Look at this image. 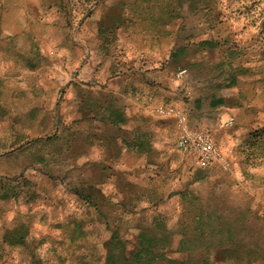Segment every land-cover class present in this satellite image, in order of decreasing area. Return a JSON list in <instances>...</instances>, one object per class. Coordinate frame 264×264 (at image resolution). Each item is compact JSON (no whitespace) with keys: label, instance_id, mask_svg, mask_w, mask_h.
<instances>
[{"label":"rangeland","instance_id":"rangeland-1","mask_svg":"<svg viewBox=\"0 0 264 264\" xmlns=\"http://www.w3.org/2000/svg\"><path fill=\"white\" fill-rule=\"evenodd\" d=\"M141 52L166 57L170 109L213 130L228 170L181 152L148 184L103 149L126 136L130 78L158 82L124 73ZM0 54L19 67L0 74V264H105L114 232L132 252L156 226L209 264H264V0H0Z\"/></svg>","mask_w":264,"mask_h":264},{"label":"crops","instance_id":"crops-1","mask_svg":"<svg viewBox=\"0 0 264 264\" xmlns=\"http://www.w3.org/2000/svg\"><path fill=\"white\" fill-rule=\"evenodd\" d=\"M18 5V7H22L21 4ZM19 9L23 10L24 8ZM21 10H18V12H21ZM28 13L27 10L24 11L22 15L24 20L30 19ZM149 53L150 52H141L137 57L132 58L131 61L134 65L125 69L124 73L138 76L154 73L157 77L159 76L156 87H150L146 79L136 83L130 78V83L126 86V90H129L132 96V98L129 99L130 103L128 104V110L125 111L120 121L122 124L119 123L118 125L114 120L116 127L124 126L126 136L113 137V141L111 143H106L103 148L104 150L116 152L118 156H124V162L126 163V168L124 170L130 179L137 176L141 181L146 182L148 180V184L151 182L155 183L156 180L152 181L149 178L147 179V173H160L161 176L156 178L157 180H162V178L167 179L170 176L174 178L171 172H179L182 167L190 166L186 161L184 162L185 158L182 157L183 155L178 147V118L175 115V110L170 109L174 108L176 103L170 101L169 95L173 93L168 91L169 87L172 86L164 82V79L161 78V76H165V70L162 71L159 62H162L166 57H164L163 54L154 52ZM67 55L70 56L69 52H67ZM148 59H152L154 66L149 63ZM15 60L17 61V59L9 57L6 54H0V74L8 73L9 71H14L19 68ZM5 66L8 67L7 70H4ZM29 68L37 69L38 67L32 65L31 67L29 66ZM152 70L153 72H151ZM85 72L86 69L82 70L81 74L84 75ZM156 91L164 92L166 97L162 94V98L155 97L156 99H154L155 95H151V92ZM135 94L136 96L134 97ZM226 98L223 96L222 100L211 104L213 108L223 107V109L227 111V115H225L227 118L225 121L232 117V111L229 108L231 105L229 101L231 99L227 100ZM244 118L245 115H241L240 120L242 123L246 121H244ZM190 126L192 129L197 130L205 127V124L204 121L199 122V120L191 119ZM211 132L213 133V130ZM101 138L103 137H100V140ZM227 150L228 148L224 149L226 153ZM234 163L235 161H233V164Z\"/></svg>","mask_w":264,"mask_h":264},{"label":"trees","instance_id":"trees-1","mask_svg":"<svg viewBox=\"0 0 264 264\" xmlns=\"http://www.w3.org/2000/svg\"><path fill=\"white\" fill-rule=\"evenodd\" d=\"M201 46L214 47V44L205 41L201 43ZM159 232L157 226L153 229L143 228L136 249L132 252L126 250L128 241L120 236L119 231L114 232L108 242L107 254L109 256L105 264H209L205 259L209 248L192 249L191 236L180 233L181 240L177 243L173 241L175 233L167 232L164 237ZM203 236L205 237L206 233H203ZM17 237L20 239V243L24 241L23 234L15 233V240ZM14 238L12 239L14 240ZM205 246L206 244H203V247Z\"/></svg>","mask_w":264,"mask_h":264},{"label":"built area","instance_id":"built-area-1","mask_svg":"<svg viewBox=\"0 0 264 264\" xmlns=\"http://www.w3.org/2000/svg\"><path fill=\"white\" fill-rule=\"evenodd\" d=\"M188 73L187 69H180L177 73V79L182 80ZM179 126L178 147L181 152L188 157H194L202 165L219 164L225 170L229 169L228 156L219 146L214 134L207 128L194 130L190 126L188 114L177 112ZM235 119L229 118L224 126L231 128Z\"/></svg>","mask_w":264,"mask_h":264}]
</instances>
